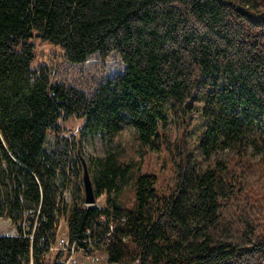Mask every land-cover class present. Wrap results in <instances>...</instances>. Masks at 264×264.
<instances>
[{"label": "trees", "instance_id": "obj_1", "mask_svg": "<svg viewBox=\"0 0 264 264\" xmlns=\"http://www.w3.org/2000/svg\"><path fill=\"white\" fill-rule=\"evenodd\" d=\"M38 39L62 55L41 54ZM95 54H118L125 71L52 80L58 55ZM195 114L205 129L192 143ZM70 117L83 120L78 136ZM125 129L141 157L171 154L168 194L116 142ZM97 135L109 150L90 173L105 199L87 205L81 154ZM193 146L232 153L200 165ZM0 216L29 224L0 236V264H58L70 255L52 251L63 219L78 264L102 252L101 264H264V0H0Z\"/></svg>", "mask_w": 264, "mask_h": 264}, {"label": "rangeland", "instance_id": "obj_2", "mask_svg": "<svg viewBox=\"0 0 264 264\" xmlns=\"http://www.w3.org/2000/svg\"><path fill=\"white\" fill-rule=\"evenodd\" d=\"M38 41V51L41 54H47L51 55L54 52H59L61 54V49L59 46L53 45L49 42H43L41 40ZM41 61H43V58H39ZM51 59V58H49ZM53 59V58H52ZM59 64V68H57V65ZM55 64V74L52 75V80L54 82L61 83L65 79H68L73 85L79 86L81 83L89 84L93 83V81H102L103 79L110 77L116 73H123L126 68V63L123 61V59L118 55L114 54L112 55L106 62H103L98 54H95L82 64H73L66 59H64L62 56L58 55L57 61ZM203 101L201 97L197 96V105L202 106ZM192 129H193V135H192V143L195 141L197 142L198 139H200L203 136V132L205 129V123L201 119V117L197 114H195L192 118ZM64 125L68 130L69 134H76L79 135V131L82 128L83 120L77 119L76 117H70L67 120H64ZM169 129L172 132L174 140H177L180 138V126H179V119L173 120L169 124ZM116 142L118 144H121L122 148L126 149V152L128 153V157H130V160H136L138 161L137 165L141 166L142 172H152L158 175L159 182H158V189L160 193H166L168 194L174 187L176 181H177V170L175 168V164L173 162V158L171 154L168 153V151H160V152H148L144 157H141V154L138 153L139 150V141L137 139L136 132L131 129H125L123 130L116 139ZM194 147V146H193ZM195 149V147H194ZM253 151V147H251ZM109 148L107 147L106 143L101 139L100 136H92L88 138L85 141V147L83 148V155L81 154V157L85 158L89 172H90V163L93 161L96 157H105L108 153ZM196 150V149H195ZM232 153V147H218L216 150H214L211 155H206L202 151L196 150L197 158L200 160V165H208L212 160H214L216 157H222L226 158ZM259 156V154H257ZM84 176V169L82 172V178ZM91 176V173H90ZM92 179V178H91ZM93 182V181H92ZM94 185V184H93ZM71 187V186H70ZM72 188V187H71ZM68 188L67 192L68 195L65 196L67 200L72 199V189ZM85 196L86 192L84 190ZM122 202L128 206H131L134 202V189L129 184L127 188L124 189L120 196ZM105 197L101 196L99 199L96 198V202L94 204L86 203L87 205H100L103 203ZM22 226L27 231L29 230V224L26 221L20 222L18 225L14 222V220L7 216H0V236H18L20 235L18 231V227ZM37 226V223H36ZM66 224L65 220L63 219L60 224V233L59 238L63 236H67L66 234ZM29 237H33V233L28 234ZM61 245L59 243L55 245V248L52 249V251L60 250ZM78 251L75 253L70 254L71 257H68L69 260L73 257L74 259L81 258L80 255H77ZM49 254L45 255L48 256ZM100 256L106 257L107 255L102 252L99 255H97L94 259V264H101L103 263V258H100ZM64 257V256H63ZM67 259V257L62 258ZM33 260V259H32ZM31 260V261H32ZM85 264H89V260L86 258H83ZM30 261V262H31ZM27 264H33L31 263ZM34 262V260H33ZM35 264V263H34Z\"/></svg>", "mask_w": 264, "mask_h": 264}, {"label": "built area", "instance_id": "obj_3", "mask_svg": "<svg viewBox=\"0 0 264 264\" xmlns=\"http://www.w3.org/2000/svg\"><path fill=\"white\" fill-rule=\"evenodd\" d=\"M64 195L67 196L68 195V192L65 191ZM112 228H113V226H112ZM59 245H61L60 249L67 250V251L70 252V254L75 253L77 251V245L75 243L71 244L68 236L61 237L59 239ZM54 248H55V246L52 247V249H54ZM47 254L48 253H45V255H47ZM65 257H67V259H62V258H65ZM68 257H71V256L68 255V256H64V257L60 258L58 264H78L77 263L78 262L77 258L74 259L72 257L69 260ZM94 259L96 260L97 258H94ZM31 262L34 264L33 260Z\"/></svg>", "mask_w": 264, "mask_h": 264}, {"label": "water", "instance_id": "obj_4", "mask_svg": "<svg viewBox=\"0 0 264 264\" xmlns=\"http://www.w3.org/2000/svg\"><path fill=\"white\" fill-rule=\"evenodd\" d=\"M82 162L84 166V186H85V192H86V203L94 204L96 202V196H95V190L94 185L90 176L88 164L85 160V158L82 157Z\"/></svg>", "mask_w": 264, "mask_h": 264}, {"label": "bare ground", "instance_id": "obj_5", "mask_svg": "<svg viewBox=\"0 0 264 264\" xmlns=\"http://www.w3.org/2000/svg\"><path fill=\"white\" fill-rule=\"evenodd\" d=\"M34 213V212H33ZM38 245V244H37ZM30 254V253H29Z\"/></svg>", "mask_w": 264, "mask_h": 264}]
</instances>
